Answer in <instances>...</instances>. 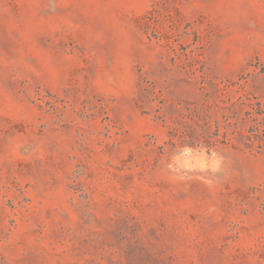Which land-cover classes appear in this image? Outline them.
Wrapping results in <instances>:
<instances>
[{"label": "rangeland", "instance_id": "rangeland-1", "mask_svg": "<svg viewBox=\"0 0 264 264\" xmlns=\"http://www.w3.org/2000/svg\"><path fill=\"white\" fill-rule=\"evenodd\" d=\"M0 264H264V0H0Z\"/></svg>", "mask_w": 264, "mask_h": 264}, {"label": "clouds", "instance_id": "clouds-1", "mask_svg": "<svg viewBox=\"0 0 264 264\" xmlns=\"http://www.w3.org/2000/svg\"><path fill=\"white\" fill-rule=\"evenodd\" d=\"M218 165H219V159L214 158V159L212 160V163H211L210 167H211L213 170H216L217 167H218ZM203 166H204V165H201V167H203Z\"/></svg>", "mask_w": 264, "mask_h": 264}]
</instances>
